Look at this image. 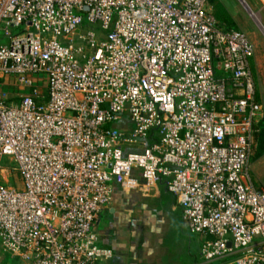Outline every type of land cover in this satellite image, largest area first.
Instances as JSON below:
<instances>
[{
    "label": "built area",
    "instance_id": "1",
    "mask_svg": "<svg viewBox=\"0 0 264 264\" xmlns=\"http://www.w3.org/2000/svg\"><path fill=\"white\" fill-rule=\"evenodd\" d=\"M209 2L0 0V80L27 91H0V163L22 182L0 184V247L18 264L109 260L95 224L114 184H164L204 264H264L255 47Z\"/></svg>",
    "mask_w": 264,
    "mask_h": 264
},
{
    "label": "crops",
    "instance_id": "2",
    "mask_svg": "<svg viewBox=\"0 0 264 264\" xmlns=\"http://www.w3.org/2000/svg\"><path fill=\"white\" fill-rule=\"evenodd\" d=\"M17 98L8 99L17 102ZM258 100L264 108L260 89ZM95 232L99 247L112 252L103 264H204L201 238L190 232L182 208L164 184L132 193L114 184L111 204L100 215ZM0 264L17 261L0 250Z\"/></svg>",
    "mask_w": 264,
    "mask_h": 264
},
{
    "label": "rangeland",
    "instance_id": "3",
    "mask_svg": "<svg viewBox=\"0 0 264 264\" xmlns=\"http://www.w3.org/2000/svg\"><path fill=\"white\" fill-rule=\"evenodd\" d=\"M254 14V18L260 21L264 28V0H244ZM220 4L225 8V11L233 21L235 30L243 32L250 39L255 47V57L253 60V71L257 84V92L260 91L264 94V33L255 23L251 15L244 9L238 0H210L209 8L215 15L216 5ZM216 17V16H215ZM224 28H229L228 25L222 24ZM16 78L6 77L0 80V91L3 97H18L26 94V90L18 85ZM43 85H38L41 93L45 95L46 90ZM264 119V118H263ZM256 153V142L254 144L253 156ZM15 165L10 160L5 158L0 163V184L12 186L21 189V177L14 170ZM250 176L252 180L260 187L264 188V155L257 160L251 162ZM6 182H8L6 184ZM2 250V249H0ZM4 253V252H3ZM9 256V255H7ZM12 258L11 256H9ZM18 264V263H17Z\"/></svg>",
    "mask_w": 264,
    "mask_h": 264
},
{
    "label": "trees",
    "instance_id": "4",
    "mask_svg": "<svg viewBox=\"0 0 264 264\" xmlns=\"http://www.w3.org/2000/svg\"><path fill=\"white\" fill-rule=\"evenodd\" d=\"M215 16L220 22V24H227L228 29H234L235 25L233 21L231 20V17H229L225 11V8L217 4L216 7ZM255 142H256V153L251 158V162L254 160H257L258 158H261L264 155V119L259 121L255 126Z\"/></svg>",
    "mask_w": 264,
    "mask_h": 264
},
{
    "label": "water",
    "instance_id": "5",
    "mask_svg": "<svg viewBox=\"0 0 264 264\" xmlns=\"http://www.w3.org/2000/svg\"><path fill=\"white\" fill-rule=\"evenodd\" d=\"M240 3H241V5L244 7V9L251 15V17L254 19V14H253V12L251 11V9L249 8V6L246 4V2L244 1V0H238ZM254 21H255V23L258 25V27L263 31V33H264V28L262 27V25L260 24V21L259 20H255L254 19Z\"/></svg>",
    "mask_w": 264,
    "mask_h": 264
},
{
    "label": "bare ground",
    "instance_id": "6",
    "mask_svg": "<svg viewBox=\"0 0 264 264\" xmlns=\"http://www.w3.org/2000/svg\"><path fill=\"white\" fill-rule=\"evenodd\" d=\"M254 17V16H253ZM256 21H257V19L256 18H254Z\"/></svg>",
    "mask_w": 264,
    "mask_h": 264
}]
</instances>
